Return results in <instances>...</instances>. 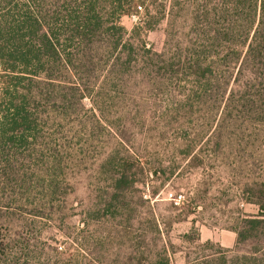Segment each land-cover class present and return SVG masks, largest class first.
I'll return each mask as SVG.
<instances>
[{"label":"trees","instance_id":"trees-1","mask_svg":"<svg viewBox=\"0 0 264 264\" xmlns=\"http://www.w3.org/2000/svg\"><path fill=\"white\" fill-rule=\"evenodd\" d=\"M140 13L128 32L121 19ZM165 21L159 52L145 34ZM0 69V217L61 214L74 147L95 151L106 170L102 217L114 218L137 204L128 194L141 176L162 174L145 170L152 147L190 162L226 159L252 131L261 176L245 193L258 214L240 215L233 249L202 243L193 228L184 264H264V0H0ZM138 197L163 244L154 264H173L152 197ZM34 248L0 222V264H62L57 248L45 245L42 262Z\"/></svg>","mask_w":264,"mask_h":264},{"label":"rangeland","instance_id":"rangeland-1","mask_svg":"<svg viewBox=\"0 0 264 264\" xmlns=\"http://www.w3.org/2000/svg\"><path fill=\"white\" fill-rule=\"evenodd\" d=\"M141 15L124 16L122 26L131 32ZM166 25L165 21L155 31L145 34L147 43L159 52L164 47ZM84 104L91 108L90 100ZM247 135L252 137L243 140L240 135L241 140L233 149L237 153L235 157H220L219 160L190 162L176 159L168 153L165 155L164 148L158 145L152 147V156L146 161L150 164H145V170L151 168L154 172L161 169L162 174L153 176L147 173L145 177L141 176L142 182L128 194L129 200L137 204L118 207L114 218L102 217L109 186L106 170H99L100 161H95V151L91 155H83L88 153L87 146L82 148L84 153L74 147L76 158L68 162L66 171L71 192L63 212L51 220L5 215L0 217V222L12 234L22 232L24 237L33 238L37 251L34 258L38 262H42V249L47 245L50 248L45 251L47 254H52V249L56 248L64 253L62 264H154L163 244L158 235L150 232L148 221L152 215L148 214L149 209L133 198V195L138 197L145 194V198L152 197L153 210L167 234L166 238L175 245L177 253L173 257V264H184V252L191 245L186 244L182 237L193 228L197 232L204 229L231 236V229L242 213L252 216L259 212L257 205L247 202L245 193L248 185L260 181L261 176L260 167L256 166V137L252 131ZM114 144L111 142L108 149L105 148L106 153ZM94 149L100 152L103 148ZM160 162L163 163L162 167L159 166ZM171 195L181 199L180 205L171 200ZM125 210H134L135 217L131 219L132 216ZM216 243L225 249L235 246L226 248Z\"/></svg>","mask_w":264,"mask_h":264},{"label":"crops","instance_id":"crops-1","mask_svg":"<svg viewBox=\"0 0 264 264\" xmlns=\"http://www.w3.org/2000/svg\"><path fill=\"white\" fill-rule=\"evenodd\" d=\"M231 236H224V234H219L212 230L205 231L204 229L200 230L201 240L204 241H216L223 245L226 248H232L235 245V234L231 232Z\"/></svg>","mask_w":264,"mask_h":264},{"label":"built area","instance_id":"built-area-1","mask_svg":"<svg viewBox=\"0 0 264 264\" xmlns=\"http://www.w3.org/2000/svg\"><path fill=\"white\" fill-rule=\"evenodd\" d=\"M171 200L176 204V205H180L181 203V199L177 198V197H173V195H171Z\"/></svg>","mask_w":264,"mask_h":264}]
</instances>
